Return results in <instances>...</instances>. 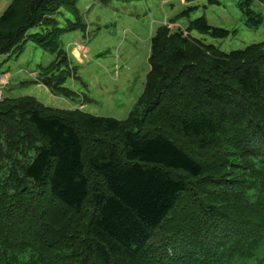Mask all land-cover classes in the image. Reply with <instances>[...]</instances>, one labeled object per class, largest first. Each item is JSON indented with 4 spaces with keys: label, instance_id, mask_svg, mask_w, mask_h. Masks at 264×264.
Instances as JSON below:
<instances>
[{
    "label": "trees",
    "instance_id": "trees-1",
    "mask_svg": "<svg viewBox=\"0 0 264 264\" xmlns=\"http://www.w3.org/2000/svg\"><path fill=\"white\" fill-rule=\"evenodd\" d=\"M78 1L13 0L0 16V56L50 53L36 81L66 99ZM168 22L125 120L0 101V264H264V42L227 53L194 36L229 37L205 17Z\"/></svg>",
    "mask_w": 264,
    "mask_h": 264
},
{
    "label": "rangeland",
    "instance_id": "rangeland-1",
    "mask_svg": "<svg viewBox=\"0 0 264 264\" xmlns=\"http://www.w3.org/2000/svg\"><path fill=\"white\" fill-rule=\"evenodd\" d=\"M12 1L9 0L8 6ZM77 6L85 30L65 32L61 36L62 46L76 69V76L69 77L66 83L76 98L56 96L36 81L41 65L48 66L54 56L33 42L27 43L18 54L0 56L2 97L33 96L49 107H83V111L93 115L125 120L144 89L150 69L151 38L168 21H177L169 24L170 28H186L190 21L205 17L211 26L229 30L230 35L225 39L194 33L195 37L227 53L264 42V6L257 1L79 0ZM188 8H194L189 16H180ZM248 8L263 17L257 27L247 24ZM5 9L0 6V16ZM67 18L73 20L70 13L66 14ZM65 19L60 18L62 26L66 25ZM74 48L80 49V54Z\"/></svg>",
    "mask_w": 264,
    "mask_h": 264
},
{
    "label": "crops",
    "instance_id": "crops-1",
    "mask_svg": "<svg viewBox=\"0 0 264 264\" xmlns=\"http://www.w3.org/2000/svg\"><path fill=\"white\" fill-rule=\"evenodd\" d=\"M2 3V0H0V6H2V8H7V6H8V4H9V0H4V4H1ZM2 10H4V9H2ZM6 10V9H5ZM1 12V11H0ZM75 49V51H77V53H79L80 54V49H77V48H74ZM85 51H87V49L85 48ZM76 53V52H75ZM76 56H77V54H75ZM79 57V59L81 60V55L80 56H78ZM83 108V107H82Z\"/></svg>",
    "mask_w": 264,
    "mask_h": 264
},
{
    "label": "built area",
    "instance_id": "built-area-1",
    "mask_svg": "<svg viewBox=\"0 0 264 264\" xmlns=\"http://www.w3.org/2000/svg\"><path fill=\"white\" fill-rule=\"evenodd\" d=\"M3 100L2 92L0 91V101Z\"/></svg>",
    "mask_w": 264,
    "mask_h": 264
},
{
    "label": "clouds",
    "instance_id": "clouds-1",
    "mask_svg": "<svg viewBox=\"0 0 264 264\" xmlns=\"http://www.w3.org/2000/svg\"><path fill=\"white\" fill-rule=\"evenodd\" d=\"M4 97H5V96H4ZM4 97H3V98H4ZM81 108H82V107H81Z\"/></svg>",
    "mask_w": 264,
    "mask_h": 264
}]
</instances>
